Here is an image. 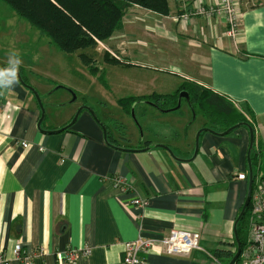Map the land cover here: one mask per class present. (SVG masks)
Instances as JSON below:
<instances>
[{
	"label": "crops",
	"instance_id": "crops-1",
	"mask_svg": "<svg viewBox=\"0 0 264 264\" xmlns=\"http://www.w3.org/2000/svg\"><path fill=\"white\" fill-rule=\"evenodd\" d=\"M166 1L164 16L137 6L127 9L119 29L100 46L110 58L120 56L121 65L132 66L130 60H136V67L143 63L178 79L176 90L187 83L221 97L245 114L253 126L252 150L262 151L264 0H236L235 34L229 33L223 16L206 15L218 0ZM0 11L5 12L1 6ZM11 17L20 24L17 16ZM18 71L22 74L21 65ZM146 84L151 86V79ZM29 86L39 96L47 92ZM186 105L159 116L158 126L143 127L153 140L141 135L136 142L119 132L113 120L107 126L94 115L110 144L146 149L128 153L106 144L100 126L84 110L66 131L44 134L37 129L40 112L29 91L18 82L0 91V254L9 264H20L13 256L20 245L33 255L32 264H121L125 243L138 236L161 240L181 230L199 234L200 250L170 256L155 248L144 255L146 263L227 261V251L236 245L233 225L247 189L248 132L241 127L224 137L201 133L195 159L178 163L155 145L167 146L178 159H191L195 134L208 127ZM48 107L55 105L48 102ZM149 108L140 107L139 115L145 118ZM72 116L66 113L61 121L45 117L41 130L60 129ZM115 177L124 180L125 192L114 187L110 179ZM137 196L147 201L143 209L129 204ZM84 248L89 249L87 257L59 262L68 250Z\"/></svg>",
	"mask_w": 264,
	"mask_h": 264
},
{
	"label": "rangeland",
	"instance_id": "rangeland-1",
	"mask_svg": "<svg viewBox=\"0 0 264 264\" xmlns=\"http://www.w3.org/2000/svg\"><path fill=\"white\" fill-rule=\"evenodd\" d=\"M0 6L4 8L5 12L16 17L6 5L0 3ZM5 12L0 11V67L10 66V53L18 54L22 61L20 65L23 67L21 75L26 78L27 83L36 87L39 92L47 90L45 95L40 96L45 103L43 107L46 108L47 120L61 121L66 113L74 115L80 107L84 106L88 107L107 126L113 120L112 122L121 127L118 128L119 132L132 138L133 142H136V139L140 138L141 135H144L145 139H154L146 133L143 127L158 126V118L164 113L152 111L149 105H136L135 103L130 106L127 103V109L124 108L123 112L116 103L125 98L140 99L150 93L172 94L176 88L174 84L179 82L178 79L153 70L143 63L138 64L143 68L136 67V60H130V63H133L132 66L121 65L122 58L110 54L113 51L110 52L105 45L106 50L110 52L108 53L120 62L118 64L120 66L112 65V63L104 60V53L107 51L103 50L98 42L93 50L86 49L75 54H64L50 45L43 35L29 27L22 19L16 17L20 22L18 24L16 19L6 15ZM79 54H86V59L80 58ZM89 67L96 70V75L91 74ZM100 74L104 76L103 80L106 83L104 86L97 80ZM150 79L151 86H148L146 83ZM5 90L6 88L0 89L4 92ZM73 97L75 98L74 101ZM48 102L55 105V108H49ZM180 106L181 109L183 108L182 110L187 108L184 100ZM140 107L149 108L145 118L139 115ZM172 113L174 114V112L168 114ZM182 120L184 121V119ZM51 123L50 121L48 124ZM137 124L140 126V130ZM117 125L115 126L117 127ZM251 170L257 184L258 180L264 177V148L261 154L252 159ZM245 243L248 245V239ZM232 250L235 252L236 247L233 246Z\"/></svg>",
	"mask_w": 264,
	"mask_h": 264
},
{
	"label": "trees",
	"instance_id": "trees-1",
	"mask_svg": "<svg viewBox=\"0 0 264 264\" xmlns=\"http://www.w3.org/2000/svg\"><path fill=\"white\" fill-rule=\"evenodd\" d=\"M0 3L6 5L18 18L43 35L50 45L67 55L86 49L93 50L97 46L96 41L103 43L112 38L121 25V17L132 6H137L159 16L168 15L166 0H0ZM79 56L83 60L86 59V54H79ZM104 60L112 63V65L117 64V60L113 57L110 58L106 53H104ZM89 68L91 74L96 75V70L92 67ZM21 78L27 84V80L23 75ZM103 79V74H100L97 78L104 86L106 83ZM181 90L188 93V100L185 102L188 104L190 111L196 114L200 112L206 123L204 126L208 129L220 133L240 122L249 124L253 129L245 114L233 109L221 97L214 94L212 96L205 88L192 84L187 85V83H183L172 94H152L147 96L149 99L146 97L140 99L125 98L118 100L117 104L123 109H127V105L130 106L132 103L136 105H149L147 103H152V107L158 112L166 113L176 107L177 94ZM143 100H146V102H143ZM261 152L252 150L250 154L251 166L252 159ZM254 178L253 175V184ZM261 179H264V177ZM245 210L243 217L236 225V235L241 249L246 246L245 241L248 236L247 221L250 203ZM233 246L236 245L233 244ZM233 246L230 251H227L228 259L223 264H227L230 261L229 259H232ZM217 254L218 251H215L214 255Z\"/></svg>",
	"mask_w": 264,
	"mask_h": 264
},
{
	"label": "built area",
	"instance_id": "built-area-1",
	"mask_svg": "<svg viewBox=\"0 0 264 264\" xmlns=\"http://www.w3.org/2000/svg\"><path fill=\"white\" fill-rule=\"evenodd\" d=\"M237 12L236 0H218L215 8L208 9L206 15L223 16L229 28V33L235 34L238 30L237 24L239 21ZM198 13L203 14L204 11L199 9ZM26 144V142H21L19 145L26 148ZM110 181L117 190L126 191V183L121 178H111ZM129 204L143 209L147 205V201L137 196L132 198ZM247 222L248 245L241 250L234 264H264V179L258 181L252 190ZM199 239L198 233L181 230H172L167 237L161 240L138 236L135 240L124 244L121 264H147L144 255L155 248H159L158 250L170 256H186L194 249L200 250ZM88 252V248L68 250L62 256H59L58 260L60 263H72L80 257H87ZM3 256V254H0V264H9L8 259ZM13 256L20 264H32L33 255L24 253L20 245L14 248Z\"/></svg>",
	"mask_w": 264,
	"mask_h": 264
},
{
	"label": "water",
	"instance_id": "water-1",
	"mask_svg": "<svg viewBox=\"0 0 264 264\" xmlns=\"http://www.w3.org/2000/svg\"><path fill=\"white\" fill-rule=\"evenodd\" d=\"M10 66H6L2 69H6ZM18 84H20V86H22L23 88H25L27 91H29L31 93V95H33L34 99H35V102L38 106V109H39V112H40V116H39V119H37V129L44 133V134H56V133H60V132H63V131H66L67 129H69L77 120L78 116L80 115L81 111L84 110L86 111L87 113L90 114V117H92V119L94 120V122L96 124H98L102 130V133H103V137H104V142H106V144H108L111 148L115 149V150H118L120 152H130V153H139L141 151H144L146 149H143V150H136V149H126V148H120V147H117V146H114L112 144H110L108 141H107V138H106V130L104 129L105 127L99 122V120L94 116L93 112L88 108V107H80L76 113L74 114V116L72 117V119L62 128L60 129H57V130H51V131H44V130H41V123L44 121L45 119V110H44V107L42 102H41V99H40V96L38 95V93L36 92V90H34L31 86L28 85V83L26 84L22 78H21V74L20 72L18 71ZM70 93H72L70 91ZM184 97L185 100H188V93L187 92H180L179 93V96H178V99H177V105L174 109L172 110H168V111H175V110H178L180 108V99ZM75 100V98L73 97V101ZM149 105H151L152 103H147ZM167 111V112H168ZM240 127H245L247 132H248V148H247V151H246V165H247V189H246V195H245V199L243 201V204L240 208V211L234 221V225H233V236H234V241H235V244H236V250H235V253L233 254L232 256V259H229L230 261L227 263V264H234L236 262V260L238 259L239 257V254L241 252V245H240V242L238 240V236L236 235L237 234V231H236V225L238 223V221L243 217L244 213H245V209L248 207V204L250 202V197H251V190H252V184H253V176H252V170H251V160H250V154H251V151H252V146H253V129L246 123L244 122H240V123H237L233 126H231L230 128L224 130L223 132H220V133H217L211 129H208V128H202L200 129L196 134H195V137H194V151H193V154L191 156V159H187V160H183V159H178L177 157L174 156V154L170 151V149L167 147V146H164V145H156L155 147L157 148H160L164 151H166L169 156H171V158L173 160H175L176 162L178 163H191L196 155H197V151H198V144H199V136L201 133H210L214 136H217V137H224V136H227L228 134H230L231 132L237 130L238 128ZM140 130V128H139Z\"/></svg>",
	"mask_w": 264,
	"mask_h": 264
},
{
	"label": "clouds",
	"instance_id": "clouds-1",
	"mask_svg": "<svg viewBox=\"0 0 264 264\" xmlns=\"http://www.w3.org/2000/svg\"><path fill=\"white\" fill-rule=\"evenodd\" d=\"M22 61L18 54H9V65L6 69H0V89L11 88L18 82V69Z\"/></svg>",
	"mask_w": 264,
	"mask_h": 264
},
{
	"label": "flooded vegetation",
	"instance_id": "flooded-vegetation-1",
	"mask_svg": "<svg viewBox=\"0 0 264 264\" xmlns=\"http://www.w3.org/2000/svg\"><path fill=\"white\" fill-rule=\"evenodd\" d=\"M180 92H186V91H182V90H181ZM180 92H178V94H177V99H178V96H179V93H180ZM182 100L185 101L184 97H182V98L180 99V104H181Z\"/></svg>",
	"mask_w": 264,
	"mask_h": 264
},
{
	"label": "bare ground",
	"instance_id": "bare-ground-1",
	"mask_svg": "<svg viewBox=\"0 0 264 264\" xmlns=\"http://www.w3.org/2000/svg\"><path fill=\"white\" fill-rule=\"evenodd\" d=\"M156 146V145H155Z\"/></svg>",
	"mask_w": 264,
	"mask_h": 264
}]
</instances>
